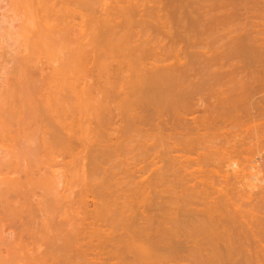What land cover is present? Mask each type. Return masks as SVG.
Here are the masks:
<instances>
[{
    "label": "rangeland",
    "instance_id": "rangeland-1",
    "mask_svg": "<svg viewBox=\"0 0 264 264\" xmlns=\"http://www.w3.org/2000/svg\"><path fill=\"white\" fill-rule=\"evenodd\" d=\"M19 1H21V0H18V2ZM26 1H28V0H26ZM26 1L22 0V2L24 4H26L25 3ZM29 1H28L29 5L28 6H27V4L25 5V6H27V8L29 6H32L31 8L34 10L35 7H38L37 4H38L39 0L37 1V3H36V0H33V2L31 0H29ZM72 1L74 4L71 3ZM75 1L76 2H74V0H70L68 2V4L71 3L72 7L77 8V9H74V8L73 9L77 11L76 14L79 17L78 12H80V10H81L80 9V0H78V2H77V0H75ZM81 1H84V4L82 3L84 6V7L82 6V8H83L82 10L85 13L82 12V10H81V12L84 16L83 19H84L85 23H87V24H84V21L82 18H78V20L80 19L79 23L82 25L84 24L82 29H84V28H86V29H85V31L83 30L84 34L82 36V39L80 40L82 42V44H75L74 49L76 48V45H77V47L82 45V47H81L82 50L80 49V51L82 53L81 52L78 53L77 57H79V55H80L79 59L81 60V62H82V58L83 59L85 58V61H87V62L83 61L84 63H82L85 67V68L81 69L83 75L82 74L80 75V73H81V71H79L80 69H78L79 74L77 73V71L76 72L73 71L74 73L71 75L72 80H73V78L75 79V82L72 81V84H73L72 85V93L73 94L72 93H71L72 95L70 94V96H71L70 101L72 100V102H70L71 103V105H70V108H71L70 113L71 114L69 115L70 119L72 120V121H69V123L72 124V126H73L72 127L70 125L72 128L71 129V136H73V137H71L72 141H71V146H70V151L71 150L72 151L69 153L68 157L61 163V165L57 166V168L55 167L54 169L57 171V173H59L58 176L61 178V183L63 186V187L61 186V189H66V188H64V186L67 187V189H66L67 194L65 193V196H64V198L65 197L66 198L65 199L63 198V200L66 201V204L67 203L69 204L71 201L72 202L73 201L74 202H81V200H82V201H84V203L82 202L84 205H85V203H88V205L86 204L87 205L86 208L85 207L84 208L88 211L90 210L89 211L90 213L89 212L86 213L87 212L86 210L84 213L83 208H81L82 206L80 203H79L80 206L76 203H75L76 204V206H75V204H73L72 202H71V204L73 205L74 208L72 206H70V207L68 206V208H71L72 210L69 209L68 211H66L67 210L66 208H65L66 210L63 209L64 212H66L67 217L65 216L63 210H62V212L64 215L61 214L62 213L61 211L58 213L55 211V213L52 212L55 214V216L52 218L53 215H50V216L48 215L46 217L49 218V220L46 219V217H45V219H46V221H45L44 220V214L41 213V214H39V216L40 215L42 216L41 218H43L45 225H46L45 222H47V224H48V221H49V227L52 226L50 224L51 220H52V224H54L53 221L55 220V218L57 216L60 217V215H56V213L62 215L59 219H62V217L65 216V219H67V221H66L67 223L66 222L64 223V221L61 222L62 220L59 221L56 218V221L57 222L59 221V223H57V222H56L57 224L55 223L56 224L55 229H53L55 224L53 225V227L49 228L50 231L45 230V229H47L46 228L47 226H44L45 229L43 228V230H45L46 232L45 231L43 232L42 228H41L42 224H43V222H42V223H40V225H41L40 231L42 232V234L47 233V231H49V232L46 235L41 236V232L39 231V228H38V230H35L36 233L34 232L35 236L32 235L33 237H29V235L31 233L30 231L29 232H23V230H22L23 228L20 227L21 226L20 224L15 223V225H14V222H17V221L19 222V220H20V218H19V220L18 219L14 220V215L17 217L19 216V215H16L17 214V213H15L16 210H14L15 207L12 206L14 204L13 202L16 200V198L14 197V194L11 193L9 195L8 194L3 195V196H5V198H7L9 196L11 197V198L9 197L7 199L8 200L10 199L9 201L12 202V204L8 201L7 202L10 203L9 204L10 207H13V208L10 209V207H7V210H8V208L10 209V210H8L9 212L8 211L7 212L6 211L0 212V224L2 225L0 227V231H2V229L4 227L3 231L6 229V230H8L7 232L9 233V229L11 228L10 226H12V225H13L12 227L17 226V228L19 226V228H21L20 230L18 229V231H17V229L15 227H14V229H16L15 231H17L21 235H22V233H24V235H23L24 240H23V243H21L20 245L15 244L14 245L15 247L13 246V248H15L17 250L13 249V251H15V252H13L14 255L12 254L13 256H11L10 259H8L9 257L7 255H4L5 259H4V257H3V259L0 258V259H2V262H4V263L1 262L0 264H22L23 261H24L23 264L25 263V261H26L25 264H34L36 261L33 262L34 259L31 258V256H30V254L34 250H35V252H37L38 256L42 253L41 257H44L43 259L41 258L42 260L40 258H39L40 260H38V258H37L38 256L36 255L35 260H38L40 263L36 262L35 264H84L85 262H87L85 259H87V260L89 259L91 261L92 260V259H90L91 257L92 258H94V257L99 258V261L101 260L104 263H110V264L112 263L113 264V262H114L115 264H119L122 262V257H120V256L122 253H125V251L124 252L122 251V253H120L119 249L121 247L119 249L117 248L115 250L116 252H117V250H119L117 252L119 254H117V253L113 252L114 248L111 250L112 247L109 246V244L108 245L106 244V246H108L107 247L108 249L106 248L107 253H110L109 251L113 252L112 253L113 256L111 255V257H110L109 256L110 254H107L105 248H103L104 246L103 247L99 246L97 248L98 243L102 242L103 238L98 236L99 231H97L96 234H98L97 235L99 237L98 239H101V241L100 240L97 241V238L95 240L94 237L96 234L92 232L93 231L92 229H95V228L97 229L100 225H101L100 227L102 228V227H105V225H106V227L103 228L102 230L108 231V233H110V231H111V233L114 234V237L117 235V232L115 233V231H119V230L122 231V232L119 231L120 233H118V235H120L121 233L123 234V232H124V234H126V232H127L126 228H128L126 226L129 223H130V225H131V223L132 224L142 223L143 220H140V219L143 217V213H144V211H146L148 209V207L153 208V211L150 212L149 211L150 208H149L145 212L147 214V215L145 214V216H149L150 218L151 217L154 218L155 214L156 215H162V214L164 215V212H166L165 214L169 213L170 210H168V212H167V211H164L161 209L166 204H167V207L165 206L166 210H167V208L169 209V207H172V209L174 208L175 211L170 208L173 213L175 212L174 214L172 213V215H174V216H175V214L178 215L179 214L178 211H180V213L182 215L185 213L187 214L186 217L182 216V218L188 219L191 217L190 216V215H192L191 213L195 212L194 214H196L197 217H196V215L193 214L196 218L194 216L191 218H193V220H194V218H195V220L197 219V222L202 218L201 215L206 212V211L204 212V210L207 209V211H208L211 209L210 210L211 212L214 211V217L216 215V218H217L216 220H218V222L221 223V225H219V223L215 221L216 224L218 223L217 225L215 224V226L219 225L218 228L216 227L217 230H214L216 232H219L222 224H224L226 221V220H224V218H223L224 222L220 219L223 216H225V219H227L226 223H228V220H229L228 218L231 217L230 218V221H231V219L233 217L231 214H233L236 221L234 219L232 221L233 223H231L229 221L231 224H233V226L231 225L232 230H230L231 228L228 227L230 224H228L227 228H226L227 224L226 225L224 224L225 227L223 225L222 230L224 228H226L227 231H226V229H224L225 232H221V230H220L221 233H224L230 237H233L234 239H235V237H237L236 238L237 240H238V237L240 239H241V237L243 239L247 237L248 238L247 240H249V242H250V239H251V241H254V239H256V240L260 241L259 243H261V241L263 242L264 241V232H263L264 231V65H262V64H264V63L261 64V62H259L260 63V65H259V64H256V62L255 63L253 62L252 64L249 63V65H245L243 63L244 60H241V58H239V59L234 58V59L229 61L231 63H227V66L224 65L222 67H219V66H215L213 64L212 60L209 59L210 57L212 58V56H213L212 54H214L213 51H211V50L209 51V49H201L202 51H200V50L199 51L204 53L203 56L205 58H203V59L205 61L203 59H201L200 61L198 60L199 61V63H198V61L196 60L197 62H194L193 63L194 65H192L191 63L194 60L192 59V57H190V58L187 57V56L191 55V54L188 55L187 52L189 51V53H192L193 51L194 52H196V51H195V49L194 50L191 49V50L186 51L184 53V55H181L182 57H184V58L181 57V60H182L181 63H185L186 65L190 64L189 66H191L193 68L188 66L192 70L190 71L191 73L189 72L187 74L186 78H185V76L183 77L184 80H183V78L180 77L183 80V81H181L182 82L181 87H183L181 89H183L182 91L184 92V95H185V91L187 92L186 96H185L186 98L184 100L185 102L183 103V106L181 108H179L181 110H178L175 113V115H177V116L173 115L174 117L172 119V115H171V117L169 116L170 118L168 117L169 120H168V118H165L166 120L169 121V125L167 124L161 130H155L154 133L152 132L153 138L151 136L150 137L151 139L149 138L150 142L148 141L149 143H147V145L149 144L150 147L151 146L154 147V145H155L154 148L153 147L149 148V145H148V148H149L148 150L152 149V151L147 153L145 151H148V150L145 149L143 152V149L141 150V149L137 148V145H134L135 143L132 144L133 146L132 145L128 146L127 145L128 141L125 140V136H124V139L122 138V135H123L122 132L123 131H121V130H123V128L126 127L125 126L126 121L123 119L122 115H125L128 112V110H129L128 106L130 107V105L133 103V102H131V100L135 102V100H134V97L136 94L135 92H137L139 90V89L137 90V88H139V86H140V88L144 87V83L148 79V76L145 75L144 71L142 72L141 65H143V63H141L142 61L140 59H142L143 61L144 60L147 61V59H150L151 57H153L151 59H154L155 54L159 55L160 53H163V51H165L166 48L170 47V44L172 41L168 45V43H169L168 41L171 38L166 37L167 33H176L177 29L178 30L180 29L179 31H177L178 33L183 31L182 28L184 27V25L182 24V22H178L180 17H176V16H179L178 12H174V13H172L173 14L172 15V14H170L172 11L171 10L169 11V7H172L171 5L176 4V3L175 4L173 3V2H175V0H173V2H171L172 4H170V6H167L170 2L168 0H161V1H159V0H154V1L153 0H133L134 2L132 0L131 1L130 0H103V2H102V0H81ZM165 1H166V3H164ZM184 1L185 0H180V4ZM248 1H249V3L246 4V6H245V2H243V0L240 1L243 3H240V2L237 3V1H235L237 6H239V11H237L238 14L236 12L237 7H235L234 5H233L234 6L233 9H232L233 6L230 7L232 12L235 10V12H233L235 14V16L233 15V18H231L232 21H231V19L229 21V22H231V24L234 23V25L233 24L229 25L232 28H230L227 25V27H229L228 28L229 31H231V32H229L228 29L224 33L219 32V34L222 33L221 38L223 36L224 37L227 36V33L229 34L228 36L232 35L230 37H237L239 34L243 35L245 33L244 31H246V33L248 32V35L250 34V36H254V38L256 37L255 39L258 38L257 40L260 39L261 42L260 41L257 42L258 45H260L262 42H264V40L263 41L261 40V39H264L263 38L264 36H261V33H262V35L264 34V0H256V1L253 0L254 2L252 0H247L246 3ZM128 2H131V4H132V2H133V4L141 3L143 7L140 6L141 9H139L140 8L139 7L138 11H141V10L145 11L147 9L145 11V13H149V15H150V12L152 13V11L154 13L155 12H157V13H155V14L152 13L153 15H151L149 19L147 18V16H145V13L142 12L143 13L142 14V13H139L137 11H136L137 14L134 11L135 16L138 15V13L142 16H138V17L136 16L135 17L133 15L134 17L132 16V17H130V19L129 18L127 19V17L123 16L124 18H126L125 20H129L128 22L127 21L124 22L125 24H128L130 22L131 18L133 20L129 24H132V25H134V23L138 24V25L136 24L134 26L131 25V29H129L127 27L125 28L126 25H124V23H123V21H125V20H123L124 18L122 17V15H119L120 14L119 12L124 7L125 8L129 7L130 3L128 4ZM250 2H252L253 4ZM235 3H233V4H235ZM254 3H256V5H254ZM165 4H167V5H165ZM249 4L251 6H249ZM73 5H75V6H73ZM123 5H124V7H123ZM160 5L162 8L159 7ZM205 5H206V9L208 8V10H205V11H209V5H211V3L206 2V3H204L203 6H205ZM252 5H253V7H252ZM33 6H35V7L33 8ZM131 6L132 5H130V7ZM176 6H177V4H176ZM244 6L249 10L246 11V8ZM69 7L72 8L71 5ZM31 8L29 7L28 9H31ZM149 8H151V9H149ZM159 8L161 9V11ZM172 8H175V7L173 6ZM172 8H170V9H172ZM240 8H245L243 13H242L243 9H240ZM253 8H256V9L259 8L260 10L257 9L258 11H255V10H253ZM111 9H113V10H111ZM157 9H159V10H157ZM166 9H168V10H166ZM33 10H31V19H30V21H32V22L34 21V19L32 18V15L35 13L34 12L32 14ZM176 10H173V11H176ZM231 10L228 11L226 9V11H222V12H225V13L229 12V14H231L232 13ZM147 11H149V12H147ZM29 12H30V10H29ZM29 12H28V15H29ZM36 12H38V11H36ZM95 12H96V14H95ZM200 12L203 13L204 11L201 10ZM239 12H241V14H239ZM246 12H247V14H246ZM165 13H167L168 16L165 15ZM175 13H176V15H174ZM215 13H217V12H215ZM215 13L212 12L211 15H209V16L212 17ZM225 13H223V14H225ZM258 13H260V15ZM74 14H75V12H74ZM76 14L73 15V13H71V15H73L74 17L76 16ZM242 14H244V15L246 14V16L244 17V15H243L240 17L239 15H242ZM154 15L155 16L157 15L158 17L157 16L155 17ZM219 15H222V14H219ZM219 15H217V16H219ZM33 16L36 20L37 19V13H35ZM73 16H72V20L74 18ZM77 16H76V22L74 20V22H73L74 24L72 23L73 27L75 24L78 25ZM85 16H87L88 18L87 17L85 18ZM118 16H119V18L122 17L123 19L122 18L118 19ZM171 16L172 17L175 16L178 19V21H177V19L175 21V17L172 18ZM257 16H259V17H257ZM141 17H144L145 19H143V18L141 19ZM152 17L153 18L155 17V18L153 19ZM235 18H236V21H234ZM116 20H118V21H116ZM134 20H135V22H134ZM151 20H153V21H151ZM169 20H171L172 22ZM180 20L182 21L183 19H180ZM30 21H29V23H30L29 26H31V25L33 26L32 22H30ZM109 21L114 23V24L110 23L111 25H114V26L110 25V27L107 28V25L109 26ZM120 22H121V25H119L120 26L119 27L116 24H119ZM145 22H147V23H145ZM169 22L171 25H168ZM176 22L179 24H177ZM260 23H261V25H260ZM142 24H145V27H144V25L142 26ZM164 24H165V26H164ZM184 24H186V22ZM245 24H247L251 29L247 25L245 26ZM262 24H263V27H262ZM85 25L87 27H85ZM159 25H161V26L163 25V26L161 27ZM115 26H117V27H115ZM31 27H29V28H31ZM123 27H124V29H123ZM139 27H141V28L143 27V29H141ZM152 28L153 29L156 28V29L153 30ZM161 28H162V30H160ZM235 28L237 30L240 29V31L242 28H244V31L242 29L243 34H242V32L237 31ZM77 29L79 30V26ZM74 30H75V28H74ZM132 30H135L136 32L135 31L132 32ZM144 30H146L145 31L146 34L144 33ZM158 30H160V31H158ZM170 30H171V32H169ZM250 30L253 32L252 34H254V35H252L250 33ZM233 31L234 32L237 31L238 33L235 32L236 33L235 34V33H233ZM257 31L260 34H258ZM160 32H162V33L159 34ZM164 32H165V34H164ZM105 33H106V35H105ZM219 34H218V36H219ZM126 35H128V37ZM137 35L140 38H138ZM160 35H162V36H160ZM163 35H165V36H163ZM211 35H213V34L211 33ZM234 35H236V36H234ZM255 35H257V36H255ZM29 36H30V34H29ZM210 37L212 38L210 40V42L213 40V38H214V40L216 38V36H210ZM210 37H208V39L206 37L205 38L207 40H209ZM122 38H125L126 42L124 40H122ZM158 38H159V40H157ZM205 38H204V40H205ZM29 40L30 39L28 38L27 42H29ZM207 40H205V42H207ZM149 42H151L150 45L148 44ZM29 43L31 44V42H29ZM26 44H28V43H26ZM84 44H86V45H84ZM113 44H114V46H113ZM250 44L251 43H249V45ZM117 45H119L120 46L119 48H121V49H119ZM136 45H137V47H136ZM158 45H160V46H158ZM165 45H166V47H165ZM258 45H256V47H258ZM262 45H263V43L259 47L261 48L264 46V45L263 46ZM133 46L136 47V51L134 49L135 47H133ZM138 46H140V48ZM181 46L184 47L185 45H183V43L179 42V46L177 45V47L181 48ZM254 46H255V44H254ZM30 47L31 46H29V48ZM153 47H156V49L154 51L151 49ZM158 47H160V48H158ZM163 48H165V49H163ZM179 48H176V51H174L175 54H176V52H179V50H177ZM117 49L119 51H117ZM128 49H130L132 54H134L136 52L133 55V57L131 56L132 54H130V52H128L129 51ZM132 49H133V51H132ZM149 49H151L150 50L151 52L148 51V54H147V50H149ZM168 49L170 50V48H168ZM144 50L146 53H144ZM206 50H207V52L209 51L211 53H209V52L207 53ZM77 51L79 52L78 48H77ZM77 51L75 50V52H77ZM199 51L197 50V52H199ZM260 51L262 53V50H260ZM166 52H164V54ZM169 52L170 51H168L166 54L171 55V58L170 57H168V58H170L169 60L172 62L167 61L169 63L166 62V65H169L170 63L175 64L177 61H175L176 59L173 57L174 52H173V50L171 51L172 54H170ZM127 53H128L127 56L124 55ZM26 54H27L26 49H23L22 55H26ZM144 54H146L147 56ZM139 55H140V57H144L147 59L140 58L139 59L140 62H139V60H138L139 57L137 58V56H139ZM151 55H153V56H151ZM83 56H85V57H83ZM130 56L132 59L131 62L129 61L131 59H127V57L130 58ZM134 56H135V58H137L136 61H135ZM172 58H174V62H173ZM207 58L209 59V61L207 60ZM79 59L77 58V61H80ZM236 59L238 61H236ZM185 60L187 61V63ZM146 61H145L144 65L148 64V63H146ZM135 62L136 63L139 62V64L135 65ZM148 62H152V60H149ZM209 62H212V63H209ZM232 62H235V63H232ZM240 62H242V64ZM72 65H74V63ZM137 65H138V67H140L141 71H139L140 69L137 67ZM177 65L178 64L176 63V66ZM78 66L77 67L73 66V67L79 68ZM164 66H165V64H164ZM133 67L138 68L139 70H137ZM177 67H179V66H177ZM83 71H86L85 74L83 73ZM142 73H144L143 75L145 76V78L147 77L146 80L143 79L144 76H142L143 78L141 77ZM79 75H80V77H79ZM112 75H114V76H112ZM138 76H140L141 80H140V78L138 79ZM76 79L78 81H76ZM142 80H144L143 81L144 83L141 82ZM77 82H79V83H77ZM76 83H77V85H76L77 87L74 88L75 87L74 84H76ZM141 83L143 84V86ZM83 84L86 86V87L84 86L86 92L83 91L84 95L86 93V95H85L86 97H84V95L79 97L78 93H79V95H81L82 92H81L80 87L78 88V86L81 85V88H82ZM133 84H134L135 88L133 87ZM137 84H138V87H137ZM73 88L78 90V91L80 89L81 93L76 92V90H74ZM131 88L134 91L135 90L136 91L134 93H132L133 91ZM184 88H186V89H184ZM130 91H132V92H130ZM75 92L77 93V95H75L76 94ZM130 93H132V95L133 94L134 95L130 96L131 95ZM30 94H31V92H30ZM30 94H29L28 98L23 99V100L27 101V102H25L26 105L19 101L22 104V106H21V104L19 102H17V104L20 106L17 105L16 114H19V115H15V117H13V118L16 120L18 118H21L22 121L20 119H18L19 121L17 120V122L15 123L16 120H12V119H11L12 121L10 120L11 124H13V122H14L15 125L18 127V128L16 127L17 130L15 128V125L11 126V124L8 122V124H6V128H3L1 131L3 133H0L1 134L0 135V142H1L0 145L2 144V146H0V148H1L0 150L2 151V152H0V159H2L3 156L5 157V155H6V152H5L6 147H4V146H7V142H8V144H10L9 146L13 145L15 140L11 137L15 138L17 136V134L15 136V133H18V130H20L22 127L21 123L29 115L27 113V110L30 108L29 106L31 105L30 101H31L32 94L31 95ZM189 94H190V96H189ZM22 95L23 94H21V97H22ZM74 95L79 98L78 101H77V97H75ZM136 95H137L136 97H138V94H136ZM72 96H73V98H72ZM80 98H81V100H80ZM84 102H85V104L83 105ZM23 105L25 107H23ZM106 105H107V108H106ZM20 107H21V109H20ZM100 107H102V108H100ZM103 107L106 108L107 112L111 110L109 113H106L108 115L105 114ZM108 108H110V110ZM28 112H29V110H28ZM80 113H82V114H80ZM179 113L181 114V116ZM16 116H19V117L16 118ZM104 116L107 117V118L106 117L105 118H106V120H108V122L109 121H111L112 123L114 121L117 122V124H115V125L113 124V126L117 130L112 127L111 122H110V125L108 122H106V120L104 119ZM110 116L113 120H111ZM178 117L181 119H177ZM155 119H157V118H155ZM172 121H174V122H172ZM177 121L179 122L178 124H177ZM156 122H158V121H156ZM107 123L109 126H107ZM155 123L153 122V124H155ZM182 123H183V125H182ZM153 124H152V127H153ZM175 125H177V126H175ZM19 126H21V127H19ZM103 126L109 128L108 129L109 131H107L106 128L103 129ZM9 127H10V129H8ZM152 127L150 126V128H152ZM166 128L168 130H166ZM12 129L13 130L15 129V130L13 131ZM112 129H114L115 132ZM110 130H112V131H110ZM119 131H121V133ZM8 132H9V134H8ZM108 132H110V133L112 132L111 133L112 135L111 134L109 135ZM11 133H14V135ZM106 133H107V135H106ZM116 134L118 136H120L122 140L120 139L121 141L115 142V143H117V144H115V146H114V143H111V142H110L111 144L108 143L109 144L108 145L106 142H109L111 139L115 140V138L117 136ZM159 134H161V135H159ZM108 135L110 136L109 137L110 139L107 138V140L108 139L109 140L106 141L105 137L106 136L108 137ZM168 135L170 138L169 137L167 138ZM111 136L114 138H112ZM173 136H174V138H173ZM9 137H10V140L12 141V145H11V142L8 141ZM160 137H161V139H160ZM163 137H164V139H163ZM179 138H180V140L178 141ZM174 140H175V142H174ZM3 141H4V143H3ZM124 141L127 143H125ZM152 141H154V143ZM103 142L106 144L104 145ZM156 142H160V143L157 144ZM161 143L163 145L162 147L160 146ZM3 144H5V145H3ZM120 144H121V146H119ZM166 144H168V146ZM122 145H127L128 147L122 146ZM164 145H166V146L164 147ZM2 147H4V148H2ZM109 147H110V150L115 149L116 152L114 150H112L113 154L115 153L114 154L115 156L112 154V152H110V153L105 152L104 155H106V156L109 155L108 158L105 156L107 158V160H106L105 158H102L104 156L103 155L101 156V154H103L104 150L108 149ZM114 147H116V148H114ZM122 147H124V148H122ZM119 148H120V150H119ZM7 149H8V146H7ZM177 150H178V152H177ZM119 151L120 152L123 151V152L120 153ZM182 151H184V152L181 154ZM148 154H149V156H148ZM169 155H171V159L175 158L174 160H172L173 162L171 161L170 157H168ZM176 156H177V158H176ZM178 156H179V158H178ZM148 157H149L148 163L152 162L153 161L152 159L157 157L155 159H158V160H155V162H157V163L159 162V163L158 164L155 163V166L158 165L157 167H159V169H162V171L164 170L163 172L162 171H160V172H162L163 175L166 176V177L163 176L162 173H160L159 169H158V172L162 175V177H161V175L159 177L163 178V179L160 178L159 181L162 180L161 182H163V181H165V178H166V181L163 182V184L156 182V178L158 177V174L155 173V175L156 174L157 175L156 176L153 175L155 170H156L155 172H157V167H155V166H153L154 167L152 169L153 171L150 170L146 174H141V176L139 173H137V175H136L133 172V171H135V167L133 169L132 166H136V163H138V162L139 163L144 162V159L147 160ZM167 159H168V161H170V163L167 161ZM175 160H177V161H175ZM130 165H132V166H130ZM131 168L133 169V171L131 170ZM127 169L129 171H127ZM127 172H128V174H127ZM131 172H133V174ZM114 174H115V176H114ZM149 174L151 175V177ZM168 174H169V177H168ZM133 176H136V177H133ZM142 176L145 177V179L150 178L149 181L152 180L151 182L155 181L156 184L159 183L162 185H159V188L155 189L156 187H158V184L155 187L152 183L151 185L154 186V189L156 191L153 190L151 185H150L151 187H149V186L147 187V188H149V190H150V188H152L151 191H146V189H144V191L140 190L139 189L140 187H139V185L138 186L136 185V184H138L136 182H139V184H141L140 179H141V181H142V179L144 180V178H142ZM153 176H155V179ZM159 177L157 179H159ZM131 178H132V180H131ZM134 178H136V179L134 180ZM138 178H139V181L137 180ZM117 180H118V183H117ZM133 180L135 183L133 182ZM176 182H177V184H176ZM116 183H117V185H116ZM127 184L129 186H131L132 189H129V186ZM181 184H182V186H181ZM121 185H123L124 187ZM169 185L170 186L172 185V186L170 187ZM174 185H176V186H174ZM73 186L75 189L73 188ZM160 186H162V187L160 188ZM82 188H83V190H82L83 192L80 190ZM78 189H79V191H78L79 194H78V192H76V193L71 192V191H76ZM114 189H115V191H114ZM122 189H124V191L126 190L127 193L122 192ZM152 190H153V192H152ZM196 190H197V192H196ZM80 191L82 193H80ZM116 192H119V193H116ZM128 192H131V193H128ZM137 192H138V194H140L139 197L142 196L140 199H138L139 197L137 196L138 195ZM144 192H147V193L144 194ZM149 192H151V193H149ZM120 193H121V195H120ZM148 193H149V195H147ZM81 194H82V196H80ZM115 194H117L119 196H117ZM125 194H127V195H125ZM128 194H129V196H128ZM131 194L134 196V198L132 197ZM143 194H144V196L147 195L146 198L149 197L150 199L148 198L147 200L146 199L144 200ZM157 194H160V195H157ZM232 194H233V197H232ZM123 195H124V197H123ZM223 195H224V197H223ZM120 196H121V198H120ZM125 196H127V198ZM154 196H156V197H154ZM157 196H159V197H157ZM117 197H118V199H117ZM171 197H172V199H171ZM186 197H187V200H186ZM227 197H228V199H227ZM122 198H125L126 200L124 199V201H123ZM131 198H133V199H131ZM153 198H155V200ZM198 198L201 200H198ZM218 198L220 199V203L222 201L221 198H224V199L226 198L225 201L227 200L228 202L227 201L226 202L222 201V202L225 203V205H227V206H225L223 203L222 204L225 207L220 205V203L218 204V202H219V201L217 202V200H219ZM1 199H2V196L0 195V205H4V204L6 205L7 202L5 201L6 203H3L4 201H3V199L2 200ZM7 199H4V200H7ZM113 199L116 201V202L114 201V204H112ZM141 199H142V203L140 201ZM174 199H176V200H174ZM153 200H154V202H153ZM203 200H205V202ZM214 200H216V201H214ZM125 201H127V202H125ZM162 201H163L164 205H163V203H161ZM176 201H178V202H176ZM182 201H183V204L181 203ZM231 201L233 204L231 203ZM233 201H236V202H233ZM1 202H2V204H1ZM122 202H123V204H122L123 208L121 207L120 210H118L119 205ZM128 202H130V203H128ZM170 202H172V203L170 204ZM210 202L214 203V204H210ZM95 203H98V204L94 205ZM118 203H119V205L117 207ZM124 203H126V204H124ZM206 203H207V205H206ZM161 204L163 206H161ZM236 204H237V206H236ZM89 205L91 208L89 207ZM124 205H126V206L130 205L132 209L130 208V206H128L126 209L125 208L126 206H124ZM132 205H133V207H132ZM144 205L145 206L148 205L147 209H146V207H144ZM190 205H192V206H190ZM205 205H206V207H205ZM208 205H210V207L211 206L212 207L209 208ZM93 206H95V207L93 208ZM215 206L217 207V209H215L216 208ZM87 207H89V208L87 209ZM203 207H205L204 210L202 209ZM231 207H232V209L237 208L236 209L237 211L235 209H233L234 211L232 212ZM1 208H2V206H0V210H1ZM77 208L78 209L80 208V210H78ZM156 208H158L159 210ZM220 208L222 210H224V213H225V211L227 213L225 215H223L224 213ZM239 208H240V210H239ZM243 208L244 209L247 208V209L244 210ZM253 208H255V209H253ZM94 209L96 211H94ZM186 209H187V211H186ZM218 209L220 210V212L218 211ZM23 210L24 209H22V212H23ZM91 210H92V212H91ZM181 210H183L184 212L186 211V212L184 213ZM248 210L251 211L253 214L250 213ZM120 211H122V212H120ZM125 211H128L127 215H128V213L130 214V211H132V213L129 215V219H127L126 215H125L126 218H124V215H121ZM171 211H170V213H171ZM202 211H203V213H202ZM230 211L232 212L231 214L229 213ZM245 211H248V212L245 213ZM2 212H4L5 215H6V213H9V214H7L6 216H3ZM67 212H68V215H67ZM152 212H153V215L151 214ZM189 212H190V214H189ZM23 213L21 215L24 216L23 219H24L25 223L26 222L28 223V224L26 223L28 226L27 225H25V226L27 228L31 227L33 229V227L27 221V219H29L28 214H27L28 211H27V213H25V215H23ZM115 213H116V215H111V214H115ZM215 213H217V214H215ZM94 214H95V216H94ZM124 214H126V212ZM181 214H180V218H181ZM219 214L222 215V217ZM240 214H241V217H240ZM251 214L253 215L254 218L251 217L252 216ZM21 215H20V217L22 218ZM170 215L171 214H169L168 216H170ZM226 215H228L229 217ZM236 215L237 216L239 215V216L237 217ZM244 215L247 217V219H246V217H244ZM254 215H256L257 217H255ZM174 216H172V217H174ZM242 216L244 217V220H243ZM5 217H6V219H5ZM118 217L123 218V219L121 218L120 221L124 225L127 222V225L125 227L124 226L122 227V223L118 224V223H120V221L117 222ZM226 217H228V218H226ZM239 217L242 219L240 220ZM96 218H98V220H99L98 222H97ZM112 218H113V221H111ZM168 218H170V217H168ZM114 219L116 221H114ZM125 219L128 220L129 222L126 221ZM190 219H189V222H190ZM104 220L106 223L105 222L103 223ZM195 220H194V222L196 223ZM250 220H251V222H250ZM41 221H42V219L40 220V222ZM244 221H246V222H244ZM96 222H97L98 226L96 225ZM108 222H110V224ZM111 222H114V223H111ZM60 223H61V225H60ZM212 223H214V222H212ZM212 223H211V225H213V228H214L215 226ZM238 223H239V225H237ZM63 224L64 225L66 224L67 227L65 226V228H64ZM130 225H128V226H130ZM247 225L248 226L251 225L252 229H251V226L248 227ZM58 226L63 227L62 228L63 232L60 231L61 229ZM109 226H113L112 229L108 228ZM169 226H171V225L169 224ZM260 226H261V229H260ZM26 227H24V230L26 229ZM118 227L123 228V230H125V231H123L121 229H119V230L115 229ZM57 228H58V230L60 229L59 230L60 236L57 237V235H55L57 237V239H55V238L52 239L54 237L53 234H57L56 232L52 233V231H54V230L57 231ZM80 228L86 232L85 234L88 233L87 235H84L85 240H87V241L90 240V241H93L94 243H91L90 241H88L89 244H87V241H86V243H84V241H81L84 238L81 239V237H77V238H79L78 241L80 243V246L78 247L79 244H77V239L74 238V236L76 237V235H77L76 231L74 230L76 235L74 234V236H73L72 234L74 232L72 233V231H70L71 234H69V236L70 235L71 236L70 237L67 236L69 229H80ZM216 228H214V229H216ZM51 229H53V230L51 231ZM113 229H114V231H113ZM12 230H13V228L10 229V232ZM64 230L67 232V233L65 232L66 234L64 233ZM97 230H99V228ZM59 231H57V232H59ZM84 231H82L83 232L82 234H84ZM252 231H254V233L257 234L256 235L257 237L255 235L251 236L254 234ZM50 232H51V235H49ZM89 233H93L95 235L93 236V234H89ZM237 233H238V235H237ZM62 234L66 235V236H64V242H63ZM79 234L81 235L80 231H79ZM258 234H259V237H258ZM88 235H89V238H88ZM231 235H233V236H231ZM45 236H47V237H45ZM91 236H93L94 240L91 238ZM101 236H104V235H102V232H101ZM66 237L69 238V240L65 239ZM71 237H72V240H71ZM82 237H83V235H82ZM74 239H75L76 243H75ZM65 240H66V242H65ZM127 240L125 237L124 242ZM256 240L254 243L258 242ZM68 241H71V243L73 242V244H71L70 242H69L70 243L69 244ZM82 242L84 244H86V245H84V247L82 246L83 245ZM25 243H27V244H25ZM91 244H93V245H91ZM26 245H27V247H26ZM31 245L34 246V249H33V246H31ZM65 245H66V247H65ZM75 245L77 246V248ZM88 245H90V246H88ZM91 246H92V248H91ZM93 246H95L97 249H99V248L100 249L96 250L95 247L93 248ZM4 247L5 246H2V248H4ZM30 247H32L33 251H31ZM87 247L90 250L86 249ZM27 248H28V250H27ZM37 248H39L38 251H37ZM78 248L81 251H83L84 253H86L85 250H87V251L89 250V252L90 253L92 252V253H91V255L89 253H86L87 256L86 255L83 256V259L85 257L86 258L84 260H81L82 258H79V257H81L80 255H82L83 253ZM82 248H84V249H82ZM102 248L105 252V255L103 254L104 253L103 250L101 251ZM4 249H3V252H4L3 254H5ZM94 250H96V252L93 253ZM121 250H122V248H121ZM30 251H31V253H30ZM69 251L70 252L72 251V252L70 253ZM97 251H98V253H97ZM261 252H260V254L262 255L263 252L262 253ZM18 253H22V255L21 254L19 255ZM78 253L80 255H78ZM88 254H89V256H88ZM98 254L99 255L102 254V255H100L98 257V256H96ZM26 255L29 257L24 259L26 257ZM115 255H117V256H115ZM118 255H119V258H117ZM263 255H264V253H263ZM123 256L126 259L124 258L125 260L123 259V262L121 264H123V263L124 264H131L132 257L130 259L129 258L130 255L127 256L126 254H124ZM96 258H94L93 260H95ZM111 260H112V262H111ZM18 261H21V262L18 263ZM95 261H97V260H95ZM87 263L89 264V262H87ZM87 263H85V264H87Z\"/></svg>",
    "mask_w": 264,
    "mask_h": 264
},
{
    "label": "bare ground",
    "instance_id": "bare-ground-1",
    "mask_svg": "<svg viewBox=\"0 0 264 264\" xmlns=\"http://www.w3.org/2000/svg\"><path fill=\"white\" fill-rule=\"evenodd\" d=\"M26 1V0H25ZM29 1V0H28ZM28 1H26L25 3L27 4V6L29 5L28 3L30 2H28ZM32 2H33V0H31ZM37 1L38 0H36V3H37ZM70 1V0H69ZM68 0H39V2H38V4H37V6L39 7H35V6H33V8H34V10L31 8L32 6H29L31 9H28L27 8V6H25L26 4H24L23 2H22V0L21 1H19L18 2V0H0V133H3V132H1L2 131V129L3 128H6V124H8V122L11 124V121L12 120H16V119H14L13 117H15V115H19V114H16V107H17V102H22L23 104H25V102H27V101H25V100H23L24 98H28V96H29V94H30V92H31V94H32V97H31V105L29 106L30 108L28 109L29 110V112H28V110H27V113L29 114H27L28 116H27V118L21 123L22 125V127L21 126H19V127H21V129L20 130H18V133H15V136H16V134H17V136L14 138V137H11V138H13L12 140L14 141V143H13V145H12V141L10 140V137H9V142H11V145L12 146H9L10 144H8V142H7V146H8V149H7V146H4V147H6V155H5V157L3 156V158L2 159H0V192L2 193H0V195L2 196V199H3V203H6L7 201L8 202H10L7 198H9V197H7V198H5V196H3V195H9V194H14V197L16 198V200L13 202L14 204L12 205L13 207H15L14 208V210H16V212L15 213H17L16 215H19L18 217L17 216H15L14 215V220H19V218H20V220H19V222L17 221V222H14V225H15V223H18V224H20L21 226L20 227H22L23 229V232H31L30 233V235H29V237H33V236H35L34 234L36 233L35 232V230H38V228H39V231L41 230V228H42V231L44 232L45 230H49L50 231V229L49 228H51V227H53V225L57 222L56 221V218L59 220V221H61V222H63L64 221V223L67 221V219H65V216H66V212H64V210L63 209H65L66 211H68L69 209H71V208H68V206L70 207V206H72L73 207V205L71 204V202L68 204H66V201L65 200H63V198H64V196H65V193H66V189H67V187L66 186H64V188H66V189H61V186H62V183H61V178L58 176V174L59 173H57V171L54 169L55 167L57 168V166H59V165H61V163L68 157V155H69V153L72 151H70V146H71V137H73V136H71V126H72V124H70L69 123V121H72L71 119H70V105H71V103L70 102H72V100L70 101V94L72 93V81H74L75 82V79L73 78V80H72V78H71V75L74 73V72H76L77 71V73L79 74V71H81V73H80V75L82 74V70L81 69H83V68H85L84 67V65L82 64V63H84V62H87V61H85V58L83 59L82 58V62H81V60L79 59L80 58V55H79V57H77V55H78V53H80L81 51H80V49L82 50V45H80L79 47H77V45H76V48L74 49V47H75V44H82V42L80 41L81 39H82V36H83V34H84V32H83V30L85 31V29L86 28H84V29H82V27H83V25L84 24H87V23H85V21H84V16H83V14H82V12H84L82 9V6H83V4H84V1H81L80 0V9L82 10V12H81V10H80V12H78V15H79V17L77 16V11L76 10H74V9H77V8H74V7H72V4H74L73 3V1L70 3V4H68V2H69ZM131 1V0H130ZM133 1V0H132ZM154 1V0H153ZM159 1H161V0H159ZM168 1H170L169 2V4L167 5V4H165V5H167V6H170V4H172L171 2H173V0H168ZM179 1V2H178ZM235 1H237V3L238 2H240L241 0H185L184 2H182L181 4H180V0H175V2H173L174 4L176 3L177 4V6H176V4L175 5H171L172 7L174 6L175 8H172V7H169V11L171 10L172 12L170 13V14H172V13H174V12H178V15L179 16H176V17H180L179 18V21H178V19L175 17V16H171L172 18H174L175 17V21H176V19H177V21L178 22H182V24L184 25V27L182 28V32H177V31H179L178 29H177V31H176V33H167L166 35V37H168V38H171L168 42V45L170 44V42H171V44H170V47H168V48H170V50L168 49V48H166V50L165 51H163V53H160L159 55H156L155 54V57H154V59H151V58H153V57H151V56H153V55H151L149 58L150 59H147V58H144V57H140V55L139 56H137V58H138V60L140 59V58H143V59H147V61L146 60H142V59H140L142 62L141 63H143V65H141V69H142V72L144 71V73H145V75L146 76H148V79L146 80V78H145V76L143 75L144 73H142L141 74V77L142 76H144V80H146V82L144 83L143 81L144 80H142L141 82L142 83H144V87H141L140 88V86H139V88H137V92H135L132 88V91H130V92H132V93H136V94H138V97H136L137 95L135 94V97H134V100H135V102L134 101H132L131 100V102H133L131 105H130V107L128 106V112L125 114V115H122V117H123V119L126 121V127H124L123 128V130H121V131H123L122 132V138L124 139V136H125V140L126 141H128V143L127 142H125V143H127V145L129 146H131L132 144H134V145H137V148H139V149H143V152H144V150L146 149V150H148L149 148H151V147H153V146H151L150 147V145H149V148H148V145H147V143H149L150 141V137L152 136V138H153V134H152V132L154 133L155 132V130H161L163 127H165L167 124L169 125V118L171 117V115H172V119H173V117L174 116H177V115H175V113L178 111V110H181V109H179V108H181L182 106H183V103L185 102L184 100H185V96H186V91H185V95H184V92L182 91L183 89H181V88H183V87H181V81H183L184 80V76H185V78H186V76H187V74L192 70V69H190L189 67H191V66H189L188 64L186 65L185 63H181L182 62V60H181V55H184V53L186 52V51H188V50H194L195 49V51L196 52H192V53H189V51L187 52L188 53V55H190V56H187V57H192V59L194 60V61H192V65H194L193 63L194 62H197L198 60L200 61L201 59H203V58H205L203 55H204V53H202V52H200V51H202L201 49H209V51L211 50V51H213V53L214 54H212L213 56H212V58L210 57L209 59L210 60H212V62H213V64L215 65V66H219V67H222V66H227V63H231V62H229L230 60H232V59H234V58H241V60H244V64L245 65H249V63H255L256 62V64H259L260 65V63L259 62H261V64L262 63H264V42H262L263 43V47H259V46H261V44L260 45H258V43L257 42H259L260 41V39L259 40H257V39H255L254 38V36H250V34L248 35V32L246 33V31H244V28H242L243 29V31L245 32L244 34H243V32H242V29H241V31H240V29L239 30H237L236 28V30L237 31H239V32H242V34L243 35H238L237 37H230V36H232V35H230V36H228L229 34L227 33V36H223L222 38H221V34L222 33H220L219 34V32H225V31H227V29L230 27L229 25H234V23H232L231 24V22H229L230 21V19L231 18H233V15L235 16V14L233 13V12H235V10L232 12V10L230 9V7H232L233 5L235 6V7H237V9H236V12L237 11H239V6H237V4L235 3ZM247 1V0H246ZM246 1L245 0H243V2H245V6H246V4H248L249 3V1L246 3ZM253 1V0H252ZM254 1H256V0H254ZM253 1V2H254ZM31 2V3H32ZM74 2H76L75 0H74ZM77 2H78V0H77ZM95 2V1H94ZM102 2H103V0H102ZM124 2V1H123ZM134 2V1H133ZM133 2H132V4H131V2H128V4L130 3V5H132L131 7H130V5H129V7H124V5H123V9L119 12L120 14L119 15H122V17L124 16V17H127V19L129 18L130 19V17H132L133 15L135 16V14H134V11H135V13H136V11L137 12H139V13H145V11L147 10H145V11H143V10H141V11H138L139 9H141V7H143L142 6V4L141 3H135V4H133ZM136 2V1H135ZM139 2V1H138ZM144 2V1H143ZM158 2V1H157ZM178 2V3H177ZM206 2H209V3H211V5H209V11H205V10H208V8L206 9V5L205 6H203L204 5V3H206ZM243 2H240V3H243ZM83 3V4H82ZM99 3V2H98ZM119 3V2H118ZM122 3V2H121ZM164 3H166V1L164 2ZM163 3V4H164ZM221 3V4H220ZM233 3H235V4H233ZM250 3H252V2H250ZM24 4V5H23ZM33 4V3H32ZM123 4V3H122ZM253 4V3H252ZM23 5V6H22ZM31 5V4H30ZM71 5V7L72 8H70L69 6ZM164 5V6H165ZM179 5V6H178ZM254 5H256V3H254ZM73 6H75V5H73ZM108 6V5H107ZM121 6V5H120ZM119 6V7H120ZM126 6V5H125ZM141 6V7H140ZM166 6V7H167ZM234 6L232 7V9L234 8ZM244 6V7H245ZM249 6H251L250 4H249ZM84 7V6H83ZM135 9H134V8ZM140 7V8H139ZM159 7H161V5L159 6ZM165 7V8H166ZM177 7V8H176ZM241 7V6H240ZM243 7V6H242ZM252 7H253V5H252ZM38 8V9H37ZM74 8V9H73ZM95 8V7H94ZM101 8V7H100ZM103 8V7H102ZM139 8V9H138ZM162 8V7H161ZM164 8V7H163ZM170 8H172V9H170ZM246 8V7H245ZM245 8H240V9H243V11H242V13L244 12V10H245ZM250 8V7H249ZM72 9V10H71ZM121 9V8H120ZM149 9H151V8H149ZM156 9V8H155ZM160 9V8H159ZM159 9H157V10H159ZM177 9V10H176ZM226 9L228 10V11H230L231 10V12L233 13H231V14H229V12L228 13H225V12H222V11H226ZM257 9H259V8H257ZM256 8H253V10H255V11H258ZM29 10H30V12H29ZM31 10H33V12H32V14L35 12V13H37V19L35 20V18H34V14L32 15V18L34 19V21L32 22V21H30V19H31ZM71 10V11H70ZM79 10V9H78ZM101 10V9H100ZM109 10V9H108ZM111 10H113V9H111ZM154 10V9H153ZM166 10H168V9H166ZM173 10H176V11H173ZM201 10H203L204 12L203 13H201L200 11ZM249 9H247L246 8V11H248ZM252 10V9H251ZM260 10V9H259ZM36 11H38V12H36ZM75 12V14H76V16H77V20H78V18H82L83 19V21H84V24L82 25V24H80L79 23V21H80V19L77 21L78 22V25L77 24H75L74 25V27H73V22H74V20H75V22H76V16L74 17L73 15H75L74 14V12ZM102 11V10H101ZM106 11V10H105ZM119 11V10H118ZM117 11V12H118ZM156 11V10H155ZM160 11H161V9H160ZM28 12H29V15H28ZM147 12H149V11H147ZM165 12V11H164ZM212 12H217V13H215L212 17H210L209 15H211V13ZM222 12V13H221ZM71 13H73V15H71ZM85 13V12H84ZM110 13V12H109ZM138 13V15H136L137 17L138 16H142V15H140ZM142 13V14H143ZM152 13H154L153 11H152ZM151 12H150V15H149V13H145V16H147V18L149 19L150 18V16L151 15H153ZM155 13H157V12H155ZM154 13V14H155ZM223 13H225V14H223ZM95 14H96V12H95ZM102 14V13H101ZM100 14V15H101ZM105 14V13H104ZM117 14V13H116ZM137 14V13H136ZM159 14V13H158ZM169 14V15H170ZM219 15V14H222V15H219V16H217V15ZM237 14H238V12H237ZM239 14H241V12H239ZM246 14H247V12H246ZM246 14L244 15V14H242V15H239L240 17L241 16H243L244 15V17L246 16ZM259 15H260V13H258ZM86 15V14H85ZM111 15V14H110ZM165 15H167V13H165ZM173 15V14H172ZM174 15H176V13L174 14ZM72 16L74 17L73 18V20H72ZM96 16V15H95ZM99 16V15H98ZM133 16V17H134ZM135 16V17H136ZM149 16V17H148ZM155 16V15H154ZM157 16V15H156ZM155 16V17H156ZM168 16V15H167ZM237 16V15H236ZM30 17V18H29ZM87 16H85V18H86ZM103 17V16H102ZM122 17H120V18H122ZM123 17V18H124ZM154 17V18H155ZM158 17V16H157ZM165 17V16H164ZM208 17V18H207ZM210 17V18H209ZM257 17H259V16H257ZM88 18V17H87ZM119 18V16H118V19H120ZM122 18V19H123ZM145 19L144 17H141V19ZM153 18V17H152ZM153 18V19H154ZM166 18V17H165ZM170 18V17H169ZM247 18V17H246ZM32 19V20H33ZM81 19V20H82ZM92 19V18H91ZM104 19V18H103ZM126 18H124L123 20H125ZM160 19V18H159ZM180 19H183L182 21L180 20ZM248 19V18H247ZM87 20V19H86ZM100 20V19H99ZM122 20V21H123ZM132 18H131V20H130V22L129 23H131L132 22ZM156 20V19H155ZM162 20V19H161ZM185 20V21H184ZM29 21L30 22H32V24H33V28L31 27V26H29L30 25V23H29ZM72 21V22H71ZM116 21H118V20H116ZM128 22L129 20H125V21H123V23L124 22ZM140 21V20H139ZM151 21H153V20H151ZM164 21V20H163ZM167 21V20H166ZM169 21H171V20H169ZM174 21V20H173ZM231 21H232V19H231ZM234 21H236V18H235V20ZM134 22H135V20H134ZM133 22V23H134ZM138 22V21H137ZM172 22V21H171ZM186 22V24H184V23ZM229 22V23H228ZM73 23V24H72ZM98 23V22H97ZM110 23H112V22H110L109 21V26L107 25V28L108 27H110ZM122 23V24H123ZM125 24L124 23V25H126L125 26V28L127 27V28H129V29H131V25L132 24ZM145 23H147V22H145ZM166 23V22H165ZM177 23V22H176ZM104 24V23H103ZM112 24H114V23H112ZM137 24V23H136ZM135 23H134V25H136ZM140 24V23H139ZM158 24V23H157ZM156 24V25H157ZM160 24V23H159ZM163 24V23H162ZM177 24H179V23H177ZM72 25V26H71ZM116 25H121V22L119 23V24H116ZM130 25V26H129ZM134 25H132V26H134ZM138 25V24H137ZM144 25V27H145V24H142V26ZM168 25H171L170 24V22L168 23ZM227 25L229 26V27H227ZM247 24H245V26H246ZM260 25H261V23H260ZM76 26V27H75ZM78 26H79V30L77 29L78 28ZM111 26H114V25H111ZM141 26V25H140ZM148 26V25H147ZM146 26V27H147ZM159 26H161V25H159ZM163 26V25H162ZM161 26V27H162ZM164 26H165V24H164ZM182 26V25H181ZM180 26V27H181ZM248 26V25H247ZM29 27H31V28H29ZM85 27H87L86 25H85ZM115 27H117V26H115ZM120 27V26H119ZM149 27V26H148ZM152 27V26H151ZM222 27V28H221ZM249 27V26H248ZM262 27H263V24H262ZM74 28H75V30H74ZM139 28H141V27H139ZM171 28V27H170ZM230 28H232V27H230ZM250 28V27H249ZM248 28V29H249ZM30 29V30H29ZM32 29V30H31ZM113 29V28H112ZM123 29H124V27H123ZM138 29V28H137ZM141 29H143V27L141 28ZM153 29V28H152ZM156 29V28H155ZM155 29H153V30H155ZM251 29V28H250ZM256 29V28H255ZM262 29V28H261ZM260 29V30H261ZM152 30V31H153ZM160 30H162V28L160 29ZM160 30H158V31H160ZM172 30V29H171ZM171 30L169 31V32H171ZM175 30V29H174ZM92 31V30H91ZM98 31V30H97ZM114 31V30H113ZM112 31V32H113ZM133 31H135V30H132V32ZM143 31V30H142ZM145 31L146 30H144V33H145ZM228 31H229V29H228ZM237 31H235V32H237ZM256 31V30H255ZM262 31V30H261ZM30 32V33H29ZM102 32V31H101ZM121 32V31H120ZM136 32V31H135ZM175 32V31H174ZM219 34V36H218V34ZM229 32H231V31H229ZM234 31H233V33H235ZM263 32V31H262ZM117 33V32H116ZM162 32H160L159 34H161ZM211 33L213 34V35H211ZM216 33V34H215ZM238 33V32H237ZM250 33L252 34L253 32L250 30ZM255 33V32H254ZM257 33L258 34H260L258 31H257ZM256 33V34H257ZM29 34H30V36H29ZM130 34V33H129ZM146 34V33H145ZM164 34H165V32H164ZM236 34V33H235ZM257 34V35H258ZM103 35V34H102ZM105 35H106V33H105ZM252 35H254V34H252ZM257 35H255V36H257ZM114 36V35H113ZM127 37H128V35H126ZM125 36V37H126ZM130 36V35H129ZM132 36V35H131ZM143 36V35H142ZM148 36V35H147ZM155 36V35H154ZM160 36H162V35H160ZM159 36V37H160ZM163 36H165V35H163ZM210 36H216V38H215V40H214V38H213V40L210 42V40L212 39ZM234 36H236V35H234ZM259 36V35H258ZM261 36H264V34L262 35V33H261ZM260 36V37H261ZM86 37V36H85ZM137 37H138V35H137ZM153 37V36H152ZM208 39V37H210L209 38V40H207L206 38ZM28 38L31 40H29V42H31V44L29 43V42H27V40H28ZM105 38V37H104ZM138 38H140V37H138ZM163 38V37H162ZM204 38H205V40H207V42L209 43H207V42H205V40H204ZM221 38V39H220ZM264 38V37H263ZM112 39V38H111ZM120 39V38H119ZM255 39V40H254ZM122 40H124L125 41V38H122ZM121 40V41H122ZM135 40V39H134ZM149 40V39H148ZM157 40H159V38L157 39ZM162 40V39H161ZM262 41L264 40V39H261ZM115 41V40H114ZM123 41V42H124ZM132 41V40H131ZM154 41V40H153ZM81 42V43H80ZM113 42V41H112ZM126 42V41H125ZM148 42V41H147ZM179 42L180 43H183V45H185L184 47H182L181 46V48H179V47H177V45L179 46ZM261 42V41H260ZM26 43H28V44H26ZM85 43V42H84ZM118 43V42H117ZM132 43V42H131ZM135 43V42H134ZM156 43V42H155ZM207 43V44H206ZM249 43H251L250 45H249ZM116 44V43H115ZM149 45L151 44V42H149L148 43ZM254 44H255V46H254ZM84 45H86V44H84ZM128 45V44H127ZM134 45V44H133ZM139 45V44H138ZM147 45V44H146ZM256 45H258V47H256ZM29 46H31L30 48H29ZM73 46V47H72ZM113 46H114V44H113ZM118 46V48L120 47L119 45H117ZM142 46V45H141ZM144 46V45H143ZM158 46H160V45H158ZM84 47V46H83ZM130 47V46H129ZM133 47H135V46H133ZM136 47H137V45H136ZM136 47L134 48L135 49V51H136ZM139 48H140V46H138ZM151 47V46H150ZM165 47H166V45H165ZM77 48L79 49V52L77 51ZM125 48V47H124ZM123 48V49H124ZM142 48V47H141ZM158 48H160V47H158ZM176 48H179V49H177V50H179V52H176V54H175V52L174 51H176ZM263 48V49H262ZM23 49H26V52H27V54L26 55H22L23 54ZM119 49H121V48H119ZM147 49V48H146ZM153 51L156 49V47H153V48H151ZM151 49H149V50H147V54H148V51H150ZM163 49H165V48H163ZM168 49V50H167ZM181 49V50H180ZM200 52H197V50ZM75 50L77 51V52H75ZM129 51L128 52H130V54H132L131 53V51H130V49H128ZM158 50V49H157ZM173 50V52H174V54H173V57L176 59L175 61H177L176 63L178 64L177 66H179V67H177L176 66V63L175 64H169V65H166V62L167 61H169V62H172V61H170L169 59L171 58V55H168V54H166L168 51H170L169 53L170 54H172L171 53V51ZM260 50H262V53H261V51ZM117 51H119L118 49H117ZM132 51H133V49H132ZM152 51V52H153ZM167 51V52H166ZM182 51V52H181ZM208 51V52H209ZM84 52V51H83ZM143 52V51H142ZM151 52V51H150ZM164 52H166L165 54H164ZM191 52V51H190ZM206 52H207V50H206ZM207 52V53H208ZM82 53V52H81ZM134 53V52H133ZM136 53V52H135ZM134 53V54H135ZM144 53H146L145 52V50H144ZM157 53V52H156ZM180 53V54H179ZM202 53V54H201ZM209 53H211V52H209ZM134 54H132L131 56L133 57V55ZM124 55H128V53L127 54H124ZM144 55H146V54H144ZM143 55V56H144ZM206 55V54H205ZM76 56V57H75ZM131 56H130V58H128L127 57V59H131ZM147 56V55H146ZM145 56V57H146ZM149 56V55H148ZM75 57V58H74ZM82 57V56H81ZM83 57H85V56H83ZM168 57H170V58H168ZM186 57V56H185ZM77 58L80 60V61H77ZM125 58V57H124ZM134 58H135V56H134ZM137 58H135V61H136V59ZM174 58H172L173 59V62H174ZM182 58H184V57H182ZM209 59L207 58V60L209 61ZM75 60V61H74ZM140 60H139V62H140ZM149 60H152V62H148ZM191 60V59H190ZM197 60V61H196ZM204 60V59H203ZM84 61V62H83ZM128 61V60H127ZM130 62L132 61V59L131 60H129ZM145 61H146V63H148V64H146V65H144L145 64ZM186 61V60H185ZM189 61V60H188ZM199 61H198V63H199ZM205 61V60H204ZM236 61H238L237 59H236ZM89 62V61H88ZM134 62V61H133ZM139 62H135V65L136 64H139ZM169 62H167V63H169ZM212 62H209V63H212ZM242 62H240L241 64H242ZM247 62V63H246ZM258 62V63H257ZM74 63V65H72ZM78 63V64H77ZM186 63H187V61H186ZM189 63V62H188ZM197 63V64H198ZM232 63H235V62H232ZM239 63V62H238ZM77 64V65H76ZM133 64V63H132ZM164 64H165V66H164ZM240 64V65H241ZM250 64V65H251ZM79 65V66H78ZM262 65H264V64H262ZM73 66H78L79 68H75V67H73ZM134 66V65H133ZM189 66V67H188ZM137 67H138V65H137ZM230 67V66H229ZM244 67V66H243ZM242 67V68H243ZM262 67V66H261ZM133 68H135V67H133ZM139 69H140V67H138ZM138 68H135V69H137V70H139ZM191 68H193V67H191ZM195 68V67H194ZM78 69H80L79 71H78ZM141 69L139 70V71H141ZM241 69V68H240ZM91 70V69H90ZM134 70V69H133ZM199 70V69H198ZM74 71V72H73ZM136 71V70H135ZM85 72L86 71H83V73L85 74ZM194 72V71H193ZM76 73V74H77ZM122 73V72H121ZM124 73V72H123ZM191 73V72H190ZM209 73V72H208ZM138 74V73H137ZM80 75H79V77H80ZM83 75V74H82ZM87 76V75H86ZM112 76H114V75H112ZM189 76V75H188ZM75 77V76H74ZM183 78V80L181 79V78ZM115 78V77H114ZM140 78V76H138V79ZM78 79V78H77ZM76 79V81H78ZM110 79V78H109ZM137 80V79H136ZM140 80H141V78H140ZM187 80V79H186ZM84 81V80H83ZM188 81V80H187ZM73 82V83H74ZM85 82V81H84ZM83 82V83H84ZM185 82V81H184ZM77 83H79V82H77ZM77 83L76 84H74V88H76L77 86ZM141 83V84H142ZM85 84V83H84ZM83 84V87L81 88V85H79L78 86V88L80 87V89H81V92H80V89H79V91L78 90H76V89H74V90H76V92H80L81 93V95H79V93H78V96L80 97V96H82V95H84V93H83V91L84 92H86L85 91V85ZM88 84V83H87ZM85 86V87H84ZM142 86H143V84H142ZM133 87H134V84H133ZM137 87H138V84H137ZM32 88V89H31ZM135 88V87H134ZM184 89H186V88H184ZM73 90V91H74ZM75 92V93H76ZM74 93V94H75ZM132 93H130L131 95L130 96H133L132 95ZM21 94H23L22 95V97H21ZM30 94V95H31ZM73 94V93H72ZM71 94V95H72ZM20 95V96H19ZM75 95H77V93L75 94ZM74 95V96H75ZM85 95H86V93H85ZM84 95V97H86ZM189 96H190V94H189ZM75 97H77V96H75ZM72 98H73V96H72ZM189 98V97H188ZM187 98V99H188ZM75 99V98H74ZM78 97H77V101H78ZM186 99V100H187ZM80 100H81V98H80ZM79 100V101H80ZM19 102V103H20ZM190 103V102H189ZM188 103V104H189ZM21 104V103H20ZM30 104V103H29ZM85 104V102L83 103V105ZM186 104V103H185ZM26 105V104H25ZM190 105V104H189ZM18 106H20V105H18ZM21 106H22V104H21ZM103 106V105H102ZM105 106V105H104ZM23 107H25L24 105H23ZM27 107V106H26ZM19 108V107H18ZM100 108H102V107H100ZM104 108V112H105V114L106 113H109L111 110H110V108H108L110 111H108L107 112V110H106V108H107V105H106V108L105 107H103ZM224 108V107H223ZM20 109H21V107H20ZM228 109V108H227ZM234 109V108H233ZM237 109V108H236ZM106 110V111H105ZM188 110V109H187ZM244 110V109H243ZM186 111V110H185ZM18 112V111H17ZM181 112V111H180ZM172 113V114H171ZM80 114H82V113H80ZM180 114V113H179ZM178 114V115H179ZM225 114V113H224ZM106 115H108V114H106ZM174 115V116H173ZM170 116V117H169ZM180 116H181V114H180ZM17 117H19V116H16V118ZM106 116H104V119L106 120V118H105ZM115 117V116H114ZM169 117V118H168ZM110 118H111V116H110ZM155 118H157V119H155ZM165 118H168V120H166ZM183 118V117H182ZM12 119V120H11ZM18 119H20L21 120V118H18ZM17 119V120H18ZM70 119V120H69ZM177 119H181V118H177ZM11 120V121H10ZM17 120L15 121V123L17 122ZM103 120V119H102ZM110 120V119H109ZM111 120H113L112 118H111ZM19 121V120H18ZM22 121V120H21ZM20 121V122H21ZM104 121V120H103ZM102 121V122H103ZM156 121H158V122H156ZM105 122V121H104ZM106 122H108V120H106ZM110 122L111 121H109L108 123H109V125H110ZM115 122V123H114ZM113 123L111 122V125H112V127L114 128V129H116L114 126H113V124L115 125V124H117V122L116 121H114ZM153 122L155 123V124H153ZM172 122H174V121H172ZM15 123L13 122V124H11V126L13 125H15ZM72 123V122H71ZM108 123H107V126H109L108 125ZM179 122L177 121V124H178ZM187 123V122H186ZM105 124V123H104ZM103 124V125H104ZM152 124H153V127H152ZM171 124V123H170ZM181 124V123H180ZM189 124V123H188ZM18 125V124H17ZM71 125V126H70ZM182 125H183V123H182ZM5 126V127H4ZM9 126V125H8ZM117 126V125H116ZM150 126L152 127V128H150ZM175 126H177V125H175ZM17 126L15 125V128H16ZM73 127V126H72ZM169 127V126H168ZM174 127V126H173ZM13 128V127H12ZM18 128V127H17ZM17 128H16V130H17ZM106 128V130L107 131H109L108 129L109 128H107V127H104L103 126V129H105ZM118 128V127H117ZM154 128V129H153ZM8 129H10V127L8 128ZM7 129V130H8ZM114 129H112L113 131H114ZM152 129V130H151ZM171 129V128H170ZM6 130V131H7ZM13 130V129H12ZM15 130V129H14ZM13 130V131H14ZM112 130H110V131H112ZM117 130V129H116ZM119 130V129H118ZM164 130V129H163ZM166 130H168L167 128H166ZM10 131V130H9ZM121 131H119L120 133H121ZM170 131V130H169ZM115 132V131H114ZM113 132V133H114ZM118 132V131H117ZM14 133H11V134H13L14 135ZM112 133V132H111ZM110 132H108V134L110 135L111 134ZM163 133V132H162ZM168 133V132H167ZM171 133V132H170ZM176 133V132H175ZM8 134H9V132H8ZM118 134V133H117ZM116 134V135H117ZM156 134V133H155ZM173 134V133H172ZM1 135V134H0ZM106 135H107V133H106ZM108 135V137L106 136L105 138V140L106 141H108L110 138V136ZM112 135V134H111ZM115 135V134H114ZM119 135V134H118ZM116 136V138H115V140L114 139H111L109 142H106L107 144L108 143H114V146H115V144H117V143H115V142H118V141H121L122 139H121V137L120 136ZM159 135H161V134H159ZM170 135V134H169ZM169 135L167 136V138L169 137ZM6 136V135H5ZM4 136V137H5ZM163 136V135H162ZM161 136V137H162ZM8 137V136H7ZM112 137V136H111ZM159 137V136H158ZM161 137H160V139H161ZM165 137V136H164ZM164 137H163V139H164ZM2 138V137H1ZM107 138H109L108 140H107ZM112 138H114V137H112ZM150 138V139H149ZM170 138V137H169ZM173 138H174V136H173ZM177 138V137H176ZM3 139V138H2ZM121 139V140H120ZM156 139V138H155ZM159 139V138H158ZM162 139V140H163ZM180 140V138L178 139V141ZM149 141V142H148ZM157 141V140H156ZM160 141V140H159ZM102 142V141H101ZM153 143H154V141H152ZM163 142V141H162ZM165 142V141H164ZM171 142V141H170ZM174 142H175V140H174ZM177 142V141H176ZM1 143V142H0ZM3 143H4V141H3ZM6 143V142H5ZM104 143V142H103ZM106 143H104V145L106 144ZM110 143V144H111ZM124 143V144H125ZM157 144L158 143H160V142H156ZM180 143V142H179ZM123 144V143H122ZM3 145H5V144H3ZM109 145V144H108ZM127 145H122V146H126V147H128ZM152 145V144H151ZM167 146H168V144H166ZM166 145H164V147L166 146ZM0 146H2V144L0 145ZM112 146V145H111ZM110 146V147H111ZM119 146H121V144L119 145ZM118 146V147H119ZM133 146V145H132ZM161 147L163 146L162 145V143H161V145H160ZM172 146V145H171ZM4 147H2V148H4ZM110 147L108 148V149H106V150H104V152H103V154H101V156L103 155L104 157H102V158H105L106 160H107V158H108V156L109 155H104V153L105 152H112V154H113V151L112 150H114L115 152H116V150L115 149H111L110 150ZM113 147V146H112ZM136 147V146H135ZM134 147V148H135ZM154 147H155V145H154ZM153 147V148H154ZM170 147V146H169ZM174 147V146H173ZM114 148H116V147H114ZM122 148H124V147H122ZM130 148V147H129ZM132 148V147H131ZM171 148V147H170ZM184 148V147H183ZM1 149V148H0ZM72 149V148H71ZM166 149V148H165ZM3 150V149H2ZM5 150V149H4ZM109 150V151H108ZM119 150H120V148H119ZM122 150V149H121ZM124 150V149H123ZM134 150V149H133ZM136 150V149H135ZM154 150V149H153ZM150 151H152V149H150V150H148V151H145V152H147V153H149ZM166 151V150H165ZM186 151V150H185ZM0 152H2L1 150H0ZM120 152V151H119ZM121 152H123V151H121ZM120 152V153H121ZM126 152V151H125ZM177 152H178V150H177ZM180 152V151H179ZM184 151H182L181 152V154L183 153ZM118 153V152H117ZM157 153V152H156ZM171 153V152H170ZM115 154V153H114ZM113 154V155H114ZM158 154V153H157ZM165 154V153H164ZM167 154V153H166ZM153 155V154H152ZM163 155V154H162ZM100 156V157H101ZM107 158H106V157ZM115 156V155H114ZM147 156V155H146ZM148 156H149V154H148ZM156 156V155H155ZM166 156V155H165ZM168 157H170V159H171V155H169ZM111 158V157H110ZM155 158H157V157H155ZM152 159L153 161L152 162H150V163H148L149 161H148V159H149V157L147 158V160H145L144 159V162H138V163H136V166H132V165H130V166H132L133 167V169H134V167H135V171H133V169L131 168V170L137 175V173H139L140 174V176H141V174H146L147 172H149L150 170L151 171H153L152 169L154 168L153 166H155V163H157V162H155V160H158V159ZM176 158H177V156H176ZM178 158H179V156H178ZM162 159V158H161ZM169 159V158H168ZM168 159H167V161H168ZM175 159V158H174ZM174 159H171V161L172 160H174ZM175 161H177V160H175ZM174 161V162H175ZM169 163H170V161H168ZM173 162V161H172ZM159 163V162H158ZM157 163V164H158ZM138 164V165H137ZM156 164V165H157ZM135 165V164H134ZM142 165V166H141ZM140 166V167H139ZM158 166V165H157ZM157 166H155V167H157ZM84 167V166H83ZM126 167V166H125ZM130 168V167H129ZM162 168V167H161ZM55 171H54V170ZM156 169V168H155ZM158 169H159V167H157V172H155L154 171V174L153 175H155V173H157L158 174V177L161 175L160 173H162L163 171H162V169H159V172L160 171H162V172H158ZM130 170V171H131ZM126 171V170H125ZM127 171H129L128 169H127ZM97 172V171H96ZM133 172H131L132 174H133ZM126 173V172H125ZM166 173V172H165ZM124 174V173H123ZM127 174H128V172H127ZM156 174V175H157ZM150 175V174H149ZM155 175V176H156ZM162 175H163V173H162ZM162 175H161V177H162ZM114 176H115V174H114ZM113 176V177H114ZM129 176V175H128ZM127 176V177H128ZM131 176V175H130ZM146 176V175H145ZM155 176H153L154 177V179H155ZM163 176H165V175H163ZM112 177V178H113ZM126 177V178H127ZM133 177H136V176H133ZM150 177H151V175H150ZM157 177V178H158ZM161 177H159V179H157L156 178V182H159V183H162L163 184V182H165L166 181V178H165V181H163V182H161V181H159L160 180V178ZM166 177V176H165ZM168 177H169V174H168ZM121 178V177H120ZM130 178V177H129ZM142 178H144V180L142 179V181H141V179H140V182H141V184H139V182H136V183H138V184H136L137 186L139 185V189L140 190H143L144 191V189H146V191H151V189L153 188V190H155V189H158L159 188V185H162V184H159V183H157L158 184V187H156L157 186V184H156V182L154 181V182H151V181H149V179L147 178V179H145V177H143L142 176ZM123 179V178H122ZM121 179V180H122ZM128 179V178H127ZM136 178H134V180H135ZM152 179V178H151ZM161 179H163V178H161ZM168 179V178H167ZM63 180V179H62ZM130 180V179H129ZM131 180H132V178H131ZM130 180V181H131ZM134 180H133V182H134ZM138 181H139V178L137 179ZM136 180V181H137ZM129 181V182H130ZM149 181V182H148ZM122 182V181H121ZM151 182V183H150ZM115 183V182H114ZM117 183H118V180H117ZM117 183H116V185H117ZM135 183V182H134ZM153 183V185L156 187L155 189H154V186H152L151 184ZM167 183V182H166ZM170 183V182H169ZM175 183V182H174ZM130 184V183H129ZM149 184V185H148ZM173 184V183H172ZM176 184H177V182H176ZM188 184V183H187ZM128 185V184H127ZM135 185V184H134ZM152 186V188H150V190H149V188H147L148 186L149 187H151ZM75 186V185H74ZM74 186H73V188H74ZM112 186V185H111ZM121 186H123V185H121ZM129 186V185H128ZM136 186V187H137ZM170 186V185H169ZM168 186V187H169ZM172 186V185H171ZM170 186V187H171ZM174 186H176V185H174ZM180 186V185H179ZM181 186H182V184H181ZM194 186V185H193ZM200 186V185H199ZM63 187V186H62ZM81 187V186H80ZM124 187V186H123ZM126 187V186H125ZM131 186H129V189H132V187L130 188ZM162 186H160V188H161ZM164 187V186H163ZM167 187V188H168ZM120 188V187H119ZM184 188V187H183ZM190 188V187H189ZM69 189V188H68ZM72 189V188H71ZM75 189V188H74ZM148 189V190H147ZM176 189V188H175ZM200 189V188H199ZM203 189V188H202ZM70 190V189H69ZM81 191L83 190V188L82 189H80ZM121 190V189H120ZM153 190H152V192H153ZM194 190V189H193ZM68 191V190H67ZM79 191V189L78 190H76V191H71V192H78ZM80 191V193H82ZM114 191H115V189H114ZM139 191V190H138ZM142 191V192H143ZM156 191V190H155ZM172 191V190H171ZM180 191V190H179ZM70 192V191H69ZM122 192H126V190L124 191V189H122ZM133 192V191H132ZM162 192V191H161ZM168 192V191H167ZM196 192H197V190H196ZM5 193V194H4ZM114 193V192H113ZM116 193H119V192H116ZM127 193V192H126ZM128 193H131V192H128ZM134 193V192H133ZM145 193H147V192H144V194ZM149 193H151V192H149ZM149 193L147 194V195H149ZM187 193V192H186ZM67 194V193H66ZM78 194H79V192H78ZM136 194V193H135ZM134 194V195H135ZM137 194H138V192H137ZM144 194H143V198H144V200L146 199H148V198H146V196L147 195H145L144 196ZM153 194V193H152ZM156 194V193H155ZM171 194V193H170ZM200 194V193H199ZM251 194V193H250ZM115 195H117V194H115ZM120 195H121V193H120ZM125 195H127V194H125ZM132 195V194H131ZM142 195V194H141ZM154 195V194H153ZM157 195H160V194H157ZM190 195V194H189ZM80 196H82V194L80 195ZM117 196H119V195H117ZM128 196H129V194H128ZM138 197L140 196V194H138L137 195ZM164 196V195H163ZM171 196V195H170ZM169 196V197H170ZM175 196V195H174ZM192 196V195H191ZM194 196V195H193ZM196 196V195H195ZM210 196V195H209ZM242 196V195H241ZM240 196V197H241ZM79 197V196H78ZM123 197H124V195H123ZM126 198H127V196H125ZM132 197L134 198V196L132 195ZM142 197V196H141ZM141 197H139L138 199H140ZM154 197H156V196H154ZM157 197H159V196H157ZM161 197V196H160ZM206 197V196H205ZM223 197H224V195H223ZM232 197H233V194H232ZM11 198V197H10ZM66 198V197H65ZM64 198V199H65ZM120 198H121V196H120ZM133 198H131V199H133ZM142 198V199H143ZM177 198V197H176ZM189 198V197H188ZM230 198V197H229ZM242 198V197H241ZM1 199V200H2ZM4 199H7V200H4ZM117 199H118V197H117ZM124 199L125 198H122V200L124 201ZM142 199L140 200L141 201V203H142ZM150 199V198H149ZM154 200H155V198H153ZM159 199V198H158ZM171 199H172V197H171ZM184 199V198H183ZM192 199V198H191ZM196 199V198H195ZM219 199V198H218ZM224 198H221V200L222 201H224V202H226L225 201V199L223 200ZM227 199H228V197H227ZM233 199V198H232ZM247 199V198H246ZM249 199V198H248ZM121 200V199H120ZM126 200V199H125ZM129 200V199H128ZM154 200H153V202H154ZM174 200H176V199H174ZM186 200H187V197H186ZM194 200V199H193ZM198 200H201V199H199L198 198ZM236 200V199H235ZM251 200V199H250ZM253 200V199H252ZM6 201V202H5ZM68 201V200H67ZM79 201V200H78ZM114 199H113V203L112 204H114ZM135 201V200H134ZM167 201V200H166ZM170 201V200H169ZM184 201V200H183ZM183 201L181 202L182 204H183ZM204 202H205V200H203ZM214 201H216V200H214ZM219 201V202H218ZM221 201V203H220V199L219 200H217V202H218V204L220 203V205H222L223 206V204L225 205V203H223ZM237 201V200H236ZM236 201H233V202H236ZM249 201V200H248ZM6 203V205L4 204V205H0V206H2V208H1V210H0V212L1 211H8V210H10L11 208H13V207H10V203L12 204V202H10V203ZM84 203V201H82L81 200V202H72L73 204H78L79 206H80V204H81V208H83V211H84V213H85V208H86V206L88 205V203H85V205L83 204ZM87 202V201H86ZM116 202V201H115ZM118 202V201H117ZM125 202H127V201H125ZM131 202V201H130ZM130 202H128V203H130ZM139 202V201H138ZM149 202V201H148ZM157 202V201H156ZM176 202H178V201H176ZM216 202V203H217ZM228 202V201H227ZM80 203V204H79ZM132 203V202H131ZM160 203V202H159ZM161 203H163V201L161 202ZM167 203V202H166ZM172 202H170V204H171ZM223 203V204H222ZM231 203H232V201H231ZM1 204H2V202H1ZM76 204H75V206H76ZM87 204V205H86ZM96 204H98V203H95L94 205H96ZM123 202L122 203H120V205H119V203L117 204V207H118V205H119V208H118V210H120V208L122 207L123 208ZM124 204H126V203H124ZM133 204V203H132ZM145 204V203H144ZM185 204V203H184ZM203 204V203H202ZM210 204H214V203H211L210 202ZM233 204V203H232ZM84 205V206H83ZM110 205V204H109ZM131 205V204H130ZM130 205H124V206H126L125 208L127 209V207L128 206H130ZM163 205H164V203H163ZM162 204H161V206H163ZM169 205V204H168ZM206 205H207V203H206ZM206 205H205V207H206ZM78 206V207H79ZM115 206V205H114ZM143 206V205H142ZM148 206V205H147ZM147 206H145L144 205V207H146V209H147ZM167 207V204L166 205H164L163 207L165 208H161L160 206V208L162 209V210H164V211H167L168 212V210H170L171 211V209H172V207H169V209L167 208V210H166V207ZM170 206V205H169ZM186 206V205H185ZM184 206V207H185ZM190 206H192V205H190ZM201 206V205H200ZM199 206V207H200ZM209 206V208H211L210 207V205H208ZM225 206H227V205H225ZM225 206H223V207H225ZM231 206V205H230ZM229 206V207H230ZM236 206H237V204H236ZM239 206V205H238ZM250 206V205H249ZM7 207H10V209L8 208V210H7ZM85 207V208H84ZM89 207H90V205H89ZM89 207H87V209L89 208ZM95 206H93V208H94ZM112 207V206H111ZM110 207V208H111ZM132 207H133V205H132ZM158 207V208H159ZM174 207V206H173ZM205 207H203L202 209L204 210V208ZM214 207V206H213ZM216 207V206H215ZM221 207V206H220ZM235 207V206H234ZM74 208V207H73ZM91 208V207H90ZM109 208V209H110ZM130 208H131V206H130ZM143 208V207H142ZM150 208V212L151 211H153V208H151V207H148V209ZM158 208H156V209H158ZM171 208V209H170ZM187 208V207H186ZM189 208V207H188ZM192 208V207H191ZM194 208V207H193ZM3 209V210H2ZM22 209H24L23 210V212H22ZM78 209V208H77ZM129 209V208H128ZM132 209V208H131ZM145 209V210H146ZM147 209V210H148ZM152 209V210H151ZM155 209V208H154ZM178 209V208H177ZM181 209V208H180ZM185 209V208H184ZM201 209V208H200ZM214 209V208H213ZM215 209H217V207L215 208ZM221 209V208H220ZM231 209H232V207H231ZM233 209H235V208H233ZM232 209V212L234 211ZM237 209V208H236ZM235 209V210H236ZM244 209V208H243ZM247 209V208H246ZM246 209H244V210H246ZM253 209H255V208H253ZM62 210H63V212H64V214H65V216H63L62 217V219H59L62 215L61 214H63V212H62ZM72 210V209H71ZM75 210V209H74ZM78 210H80V208L78 209ZM113 210V209H112ZM146 210V211H147ZM159 210V209H158ZM172 210H174V208L172 209ZM211 210V209H210ZM210 210H208L207 211V209L206 210H204V214H202L201 215V221L199 220L198 222H197V219L195 220V218L197 217V215L196 214H194L193 212L191 213L192 215H190L191 217H193L194 215H196V217L194 218V220L196 221V223L194 222V220H193V218H182V216H184V217H186L187 216V214L185 213L186 211H187V209H186V211L184 212L183 210H181V211H183L185 214H181L180 213V211H178L179 212V214L178 215H176L175 214V216L174 215H172V211H171V213H170V211H169V213H167V214H165L166 212H164V215L162 214V215H156L155 214V216H154V218H150L149 216H145V212L146 211H144V213H143V217L140 219V220H143L142 221V223H136V224H132L131 223V225H130V223L128 224V225H130V226H128L127 225V222H126V224L124 225L121 221H120V219L123 217H118L117 219V222L118 221H120V223H118V224H121L122 223V227L124 226H126V227H128V228H126L127 229V232H126V234H124V232H123V234L121 233L120 235H118V233H120V232H122V231H120L119 229H121V230H123V228H120V227H118V228H115V229H118L119 231H115V233L117 232V235L119 236H117L116 234V236L114 237V234H112L111 233V231H110V233H108V231H103L102 229L103 228H105L106 227V225H105V227H98L99 228V230H97L96 228L95 229H92L93 231V233H97V231H99L98 232V234H93V233H89V234H93V236L95 235V240H96V238H97V241L98 240H100L101 241V239H98L99 237H101V238H103V240H102V242H100V243H98V245H97V248L99 247V246H104L103 248H105V250H106V248L108 247V246H106V244L108 245L109 244V246H111L110 248H111V250L113 249L114 251L113 252H115V253H117L119 250V252L120 253H122V251L124 252L125 251V253H122L121 254V256L120 257H122V262H123V259L125 258L123 255L124 254H126L127 256H129V258L131 259V257H132V262H131V264H264V255H263V253H264V241L262 242L261 241V243H259L260 241H258V240H256V239H254V241H251V239H250V242H249V240H247L248 238L246 237V238H242L241 237V239L238 237V240L236 239L237 237H235V239L233 238V237H230V236H228V235H226V234H224V233H221V232H225L224 231V229H226L227 228V226H228V224H230L228 227H232L233 226V224H231V223H233L232 221H233V219L236 221V219H235V217H234V215L233 214H231L232 212L230 211L229 213L233 216L232 217V219H231V221H230V218H228L229 216L228 215H226V216H228V217H226V218H228L229 220H228V223H226V221H227V219H225V216H223L222 217V215H220L222 218L220 219V220H222L223 222H224V220H226L225 221V225H226V228H224L223 230H222V226L224 225V224H222V226H221V228H220V230H221V232H220V230H219V232H216V231H214V230H217V228H218V226L219 225H221V223H219L218 222V220H216L217 218H216V215H215V217H214V211L213 212H211ZM222 210V209H221ZM239 210H240V208H239ZM238 210V211H239ZM27 211H28V213H27ZM55 211L58 213V212H62L61 214H57L56 213V215H60V217L59 216H57L56 218H55V222L53 221V223L54 224H52V218L55 216ZM87 212L86 213H88L89 211L88 210H86ZM94 211H96L95 209H94ZM98 211V210H97ZM114 211V210H113ZM124 211V210H123ZM175 211V210H174ZM218 211L220 212V210L218 209ZM223 211V213H224V210H222ZM237 211V210H236ZM249 211V210H248ZM248 211H245V213L246 212H248ZM9 212V211H8ZM52 212H54V213H52ZM91 212H92V210H91ZM109 212V211H108ZM111 212V211H110ZM116 212V211H115ZM120 212H122V211H120ZM126 212V214H124ZM124 213H120L121 215H124V218H126L127 217V219H129V215L132 213V211H130V214L128 213V215H127V212L128 211H125ZM141 212V211H140ZM156 212V211H155ZM154 212V213H155ZM162 212V213H163ZM200 212V211H199ZM244 212V211H243ZM250 213H252L251 211H249ZM3 213V216H6L7 214H9V213H6V215H5V213L4 212H2ZM1 213V214H2ZM19 213V214H18ZM23 213V215H25V213H27L28 214V218L29 219H27V221L29 222V224L33 227V229L30 227V228H27L25 225H27L26 223H25V221H24V216H22L21 214ZM41 213H43L44 214V220L46 221V219H48L49 220V218H47L46 216H50V215H53L52 216V218L50 219L51 221V227H49V221H48V224H47V222H45L46 223V225L44 224V220H43V218H41L42 216L40 215L39 216V214H41ZM90 213V212H89ZM95 213V212H94ZM142 213V212H141ZM148 213V212H147ZM175 213V212H174ZM173 213V214H174ZM198 213V212H197ZM202 213H203V211H202ZM222 213V214H223ZM227 212L225 211V213L223 214V215H225ZM63 214V215H64ZM97 214V213H96ZM119 214V215H120ZM152 215H153V212L151 213ZM169 214H171L170 216H168ZM180 214H181V218H180ZM189 214H190V212H189ZM194 214V215H193ZM199 214V213H198ZM201 214V213H200ZM215 214H217V213H215ZM253 214V213H252ZM251 214V215H252ZM20 215L22 216V218L20 217ZM67 215H68V212H67ZM70 215V214H69ZM111 215H116V213L115 214H111ZM125 215H126V217H125ZM147 215V214H146ZM230 215V216H231ZM10 216V215H9ZM94 216H95V214H94ZM151 216V215H150ZM170 217V218H168V217ZM172 216H174V217H172ZM237 216V215H236ZM239 216V215H238ZM237 216V217H238ZM255 217H257L256 215H254ZM45 217H46V219H45ZM67 217V216H66ZM111 217V216H110ZM240 217H241V214H240ZM239 217V218H240ZM243 217V216H242ZM244 217H246L245 215H244ZM244 217H243V220H244ZM249 217V216H248ZM251 217H253V215L251 216ZM42 219V221L40 222V220ZM95 218V217H94ZM114 218V217H113ZM113 218L111 219V221H113ZM199 218V217H198ZM219 218V217H218ZM223 218H224V220H223ZM254 218V217H253ZM5 219H6V217H5ZM64 219V220H63ZM97 219V222L99 221L98 220V218H96ZM116 219V218H115ZM114 219V221H116ZM123 219V218H122ZM189 219H190V222H189ZM238 219V218H237ZM242 218H240V220H241ZM246 219H247V217H246ZM249 219V218H248ZM257 219V218H256ZM23 220V221H22ZM110 220V219H109ZM126 220V219H125ZM59 221L57 222V223H59ZM107 221V220H106ZM126 221H128V220H126ZM136 221V220H135ZM192 221V222H191ZM215 221L216 222H218L219 223V225L218 226H215ZM231 223H230V222ZM248 221V220H247ZM258 221V220H257ZM43 222V224H42V227L40 228V223H42ZM97 222H96V225H97ZM105 222V220L103 221V223ZM125 222V221H124ZM129 222V221H128ZM138 222V221H137ZM212 222H214V223H212ZM222 222V223H223ZM244 222H246V221H244ZM243 222V223H244ZM249 222V221H248ZM250 222H251V220H250ZM56 223V224H57ZM67 223V222H66ZM106 223V222H105ZM109 224H110V222H108ZM107 223V224H108ZM111 223H114V222H111ZM211 223L212 224H214V228H216V229H214L213 228V225H211ZM217 223V224H218ZM56 224L54 225V228L53 229H55V227H56ZM108 224V225H109ZM169 224L171 225V226H169ZM216 224V225H217ZM255 224V223H254ZM258 224V223H257ZM263 224V223H262ZM17 225V224H16ZM59 225V224H58ZM60 225H61V223H60ZM64 225V224H63ZM62 225V226H63ZM95 225V224H94ZM112 225V224H111ZM225 225H224V227H225ZM232 225V226H231ZM237 225H239V223L237 224ZM2 225L0 224V227H1ZM4 226V225H3ZM13 226V225H12ZM12 226H10L11 228H13V230L10 232V229H9V233L7 232L8 230H4L3 231V229H4V227H3V229H2V231H0V247L2 248V246H5L4 248H0L1 250H0V258H2L3 259V257H4V255H7L9 258L8 259H10V257L11 256H13L14 254H13V252H15V251H13V249L14 250H17V249H15V248H13V246L15 245V244H21V243H23V235H24V233H22V235L20 234V233H18L17 231H18V229L20 230L21 228H19V226H18V228H17V226H14L16 229H17V231H15L16 229H14V227H12ZM28 226V225H27ZM44 226H47L46 228L47 229H45V227ZM60 227V226H58V227H60V231H62L63 232V227ZM65 226H66V224L64 225V228H65ZM69 226V225H68ZM98 226V225H97ZM103 226V225H102ZM118 226V225H117ZM120 226V225H119ZM133 226V227H132ZM169 226V227H168ZM248 226V225H247ZM249 226H251V225H249ZM248 226V227H249ZM24 227H26V229L24 230ZM67 227V226H66ZM71 227V226H70ZM69 227V228H70ZM112 227L113 226H109L108 228H110V229H112ZM43 228L45 229V230H43ZM94 228V227H93ZM101 228V229H100ZM229 228V229H230ZM31 229V230H30ZM53 229H51V231L53 230ZM250 229V228H249ZM251 229H252V226H251ZM260 229H261V226H260ZM58 230V228H57V231H59ZM76 231V234L78 235H76L75 234V231ZM81 232V235L79 234V231ZM82 229L80 228V229H69V232L67 233L65 230H64V233L66 232L67 233V236H69V234H71V232L70 231H72V235L74 236V234L76 235V237L74 236V238L75 239H77V244H79L78 245V247L80 246V243H79V238H77V237H81V239L82 238H84L85 236L84 235H87V234H85L86 232L84 231V230H82V231H84V234H82L83 232L81 231ZM86 230V229H85ZM106 230V229H105ZM230 230H232V228L230 229ZM49 231H47V233L49 232ZM56 230H54V231H52V233L54 232H56L57 234H53L54 235V237L52 238V239H57V237L58 236H60V231L59 232H57ZM113 231H114V229H113ZM123 231H125V230H123ZM226 231H227V229H226ZM255 231V230H254ZM254 231H252L253 233H254ZM7 232V233H6ZM35 232V233H34ZM41 232V231H40ZM46 232V231H45ZM101 232H102V235H104V236H101ZM130 232V233H129ZM256 232V231H255ZM258 232V231H257ZM262 232V231H261ZM264 232V231H263ZM47 233H44V234H42V232H41V236L42 235H46ZM65 233V234H66ZM114 233V232H113ZM260 233V232H259ZM236 234V233H235ZM262 234V233H261ZM33 235V236H32ZM49 235H51V232L49 233ZM55 235H57V237L55 236ZM82 235H83V237H82ZM99 237H98V236ZM122 235V236H121ZM124 235V236H123ZM237 235H238V233H237ZM256 236L257 234L256 233H254L253 235H251V236ZM63 236V237H62ZM62 238H63V242H64V236H66V235H64V234H62ZM71 236V235H70ZM69 236V237H70ZM72 236V237H73ZM93 236H91V238L93 239ZM231 236H233V235H231ZM247 236V235H246ZM44 237V236H43ZM45 237H47V236H45ZM72 237H71V240H72ZM87 237V236H86ZM125 237H126V240L127 241H125L124 242V239H125ZM249 237V236H248ZM257 237V236H256ZM255 237V238H256ZM258 237H259V234H258ZM26 238V237H25ZM88 238H89V235H88ZM254 238V237H253ZM252 238V239H253ZM48 239V238H47ZM65 239H68L69 240V238H65ZM75 239H74V241H75ZM80 239V240H81ZM91 239V240H92ZM26 240V239H25ZM94 240V239H93ZM255 240L256 241H258L257 243H254L255 242ZM53 241V240H52ZM56 241V240H55ZM61 241V240H60ZM81 241H84V243H86V241L87 240H85V238L84 239H82ZM80 241V242H81ZM88 241H90V240H88ZM87 241V244H89V242ZM96 241V242H97ZM20 242V243H19ZM26 242V241H25ZM65 242H66V240H65ZM71 243V241H68V243ZM91 243H94L93 241H90ZM69 243V244H70ZM75 243H76V241H75ZM74 243V244H75ZM83 243V242H82ZM83 243V247H84V245H86V244H84ZM102 243V244H101ZM105 243V244H104ZM263 243V244H262ZM25 244H27V243H25ZM71 244H73V242L71 243ZM91 245H93V244H91ZM96 245V244H95ZM23 246V245H22ZM30 246V245H29ZM31 246H33V245H31ZM76 246V245H75ZM88 246H90V245H88ZM15 247V246H14ZM17 247V246H16ZM26 247H27V245H26ZM65 247H66V245H65ZM95 246H93V248H94ZM116 247V248H115ZM122 248V250H121V248ZM31 248V251H33L32 250V247H30ZM75 248V247H74ZM76 248H77V246H76ZM91 248H92V246H91ZM96 247H95V249L96 250H99V249H97ZM103 248L101 249V251L103 250ZM119 249V250H117V252L115 251L116 249ZM3 249H4V251H5V254H3L4 252H3ZM33 249H34V246H33ZM38 249L39 248H37V251H38ZM79 249V248H78ZM82 249H84V248H82ZM86 249H89L88 247L86 248ZM108 249V248H107ZM27 250H28V248H27ZM74 250V249H73ZM77 250V249H76ZM80 250V249H79ZM90 250V249H89ZM89 250L87 251V250H85V252L86 253H89L90 255H91V253L89 252ZM96 250H94L93 251V253L94 252H96ZM110 250V249H109ZM20 251V250H19ZM18 251V252H19ZM22 251V250H21ZM31 251H30V253H31ZM81 251V250H80ZM127 251V252H126ZM263 253H262V252ZM44 252V251H43ZM70 252V251H69ZM72 252V251H71ZM70 252V253H71ZM77 252V251H76ZM82 253V255H80L79 253H78V255H80L81 257H79L78 255V257L79 258H82L81 260H84L83 259V256H85L86 255V253H84L83 251H81ZM103 252H104V250H103ZM110 253H107V250H106V253L107 254H110L109 256L111 257V255H112V253L113 252H111V251H109ZM260 252L262 253V255L260 254ZM29 253V252H28ZM29 253V254H30ZM74 253V252H73ZM97 253H98V251H97ZM101 253V252H100ZM13 254V255H12ZM19 255L21 254L22 255V253H18ZM32 254V255H31ZM30 254V256H31V258H33L34 259V261L33 262H39L38 260H40L41 258L43 259L44 257H41V255H42V253L38 256V254H37V252H35V250L32 252ZM89 254H88V256H89ZM104 255H105V252L103 253ZM117 254H119V253H117ZM36 255L38 256L37 258H38V260H35L36 259ZM45 255V254H44ZM76 255V254H75ZM100 255H102V254H100ZM99 254L98 255H96V256H100ZM103 255V256H104ZM76 256V257H77ZM87 256V255H86ZM102 256V257H103ZM113 256V255H112ZM115 256H117V255H115ZM114 256V257H115ZM126 256V257H127ZM15 257V256H14ZM27 257H29V256H27L26 255V257L24 258V259H26ZM101 257V258H102ZM113 257V258H114ZM13 258V257H12ZM40 258V259H39ZM94 258H96V257H94ZM94 258H90V259H92L91 261L88 259H85L87 262H89V264H110V263H104V262H102L101 260L99 261V258H96L95 260H97V261H95V260H93ZM100 258V259H101ZM109 258V257H108ZM117 258H119V255H118V257ZM2 259H0V263L2 262ZM4 259H5V257H4ZM7 259V260H8ZM14 259V258H13ZM23 259V260H24ZM29 259V258H28ZM32 259V260H33ZM41 259V260H42ZM103 259V258H102ZM126 259V258H125ZM124 259V260H125ZM129 259V260H130ZM134 259V260H133ZM113 260V259H112ZM112 260H111V262H112ZM116 260V259H115ZM119 260V259H118ZM31 261V260H30ZM93 261V262H92ZM95 261V262H94ZM19 262H21V261H18V263ZM24 262V261H23ZM23 262H22V264H23ZM28 262V261H27ZM35 262V263H36ZM87 262H85V263H87ZM91 262V263H90ZM121 262V263H122ZM2 263H4V262H2ZM6 263V262H5ZM9 263V262H8ZM25 263H26V261H25ZM24 263V264H25ZM32 263V262H31ZM34 263V264H35ZM40 263V262H39ZM84 263V264H85ZM121 263H119V264H121ZM88 264V263H87ZM112 264V263H111ZM113 264H115L114 262H113ZM124 264V263H123Z\"/></svg>",
    "mask_w": 264,
    "mask_h": 264
}]
</instances>
